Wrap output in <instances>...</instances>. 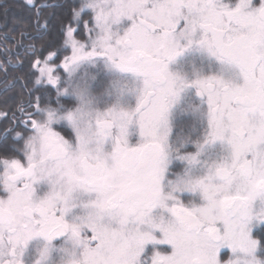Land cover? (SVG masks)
<instances>
[{
  "label": "snow or ice",
  "instance_id": "1",
  "mask_svg": "<svg viewBox=\"0 0 264 264\" xmlns=\"http://www.w3.org/2000/svg\"><path fill=\"white\" fill-rule=\"evenodd\" d=\"M22 6L0 264H264V0Z\"/></svg>",
  "mask_w": 264,
  "mask_h": 264
},
{
  "label": "trees",
  "instance_id": "2",
  "mask_svg": "<svg viewBox=\"0 0 264 264\" xmlns=\"http://www.w3.org/2000/svg\"><path fill=\"white\" fill-rule=\"evenodd\" d=\"M6 9V11H5ZM30 20V12L22 6V0H0V61L6 59H15L17 52V43L20 40L19 31L21 21ZM29 41H25L27 43ZM10 50L5 55V51ZM62 59V57H61ZM8 77L11 82L12 77L21 75V71L15 64L7 65ZM61 71V70H60ZM4 79V73L0 72V80ZM3 85L0 84V88ZM19 85L7 93L0 92V111L9 112L15 109V105L19 99L17 93ZM8 122L0 120V128H3Z\"/></svg>",
  "mask_w": 264,
  "mask_h": 264
},
{
  "label": "rangeland",
  "instance_id": "3",
  "mask_svg": "<svg viewBox=\"0 0 264 264\" xmlns=\"http://www.w3.org/2000/svg\"><path fill=\"white\" fill-rule=\"evenodd\" d=\"M61 71H62V69H61Z\"/></svg>",
  "mask_w": 264,
  "mask_h": 264
}]
</instances>
